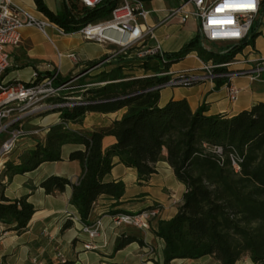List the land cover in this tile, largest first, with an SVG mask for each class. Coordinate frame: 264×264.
<instances>
[{
  "label": "trees",
  "instance_id": "1",
  "mask_svg": "<svg viewBox=\"0 0 264 264\" xmlns=\"http://www.w3.org/2000/svg\"><path fill=\"white\" fill-rule=\"evenodd\" d=\"M118 1L102 0L87 7L77 0H65L62 9L53 12L43 0H33L37 11L65 33L108 16ZM251 36L249 33V38L239 44L222 45L214 50L204 47L198 32L177 53L165 54V63L157 55H146L140 58L139 66L155 72L167 70L172 62L192 50L202 60L224 62L251 42ZM106 58L108 55L89 61L86 68ZM71 77H58L55 84ZM166 78L167 75L156 73L150 76L123 73L122 65L76 78V84H70L76 87L61 95L80 96L86 103L48 111L58 112L61 122L49 126L43 141L23 149L0 167V223L16 234L26 228L35 209L26 196L6 197V184L15 174L32 171L42 162L61 160L62 146L73 144L77 148L67 158L81 165L77 180L71 182L66 177L50 175L39 186L50 194L62 192L69 185V202L81 222L87 223L99 197H108L117 204L124 192L122 181L104 179L113 166V157L134 169L139 181L147 180L155 172V163L164 159L185 189L176 213L168 220H159L153 230L164 242L162 264H171L174 258L206 255L218 264H237L244 257L251 264H264V101L231 116L207 114L204 104L192 110L185 98H170L160 105L159 90L149 88ZM123 107L124 114L106 127L72 130L65 126L68 122L80 123L89 112L106 113ZM106 136L115 141L103 148ZM231 154L240 158L238 171L231 166ZM118 212L123 210L108 211ZM70 225L71 221L65 220L61 229ZM131 242L142 245L143 241L133 234L121 233L113 250ZM47 264H72V261Z\"/></svg>",
  "mask_w": 264,
  "mask_h": 264
},
{
  "label": "crops",
  "instance_id": "2",
  "mask_svg": "<svg viewBox=\"0 0 264 264\" xmlns=\"http://www.w3.org/2000/svg\"><path fill=\"white\" fill-rule=\"evenodd\" d=\"M17 5L26 9L33 16H44L37 11L33 0H13ZM53 12H59L65 0H43ZM145 8L150 12L143 25L153 27V35L147 37L140 48H146L156 43L165 54L177 53L188 41L199 32L196 21L188 20L179 23L177 17L167 18L168 10L177 5L179 0H142ZM20 41L16 46L7 47L10 55L8 67L1 74L0 80L4 83L12 81H29L33 76L46 75L57 71V78L68 75L79 77L88 69L89 61L99 60L108 55L109 62L87 71L88 75L109 71L117 65H122V72L136 76H150L156 73L152 69H143L139 66L140 59L134 52L120 56L114 49L115 45L83 39L76 31L60 33L54 25H49L45 33L34 26L21 29ZM252 41L245 44L235 58L240 59L239 67H250L255 61L264 57V0H261L259 13L253 22ZM206 49H210L207 42ZM218 46L227 45V42H218ZM216 50V48H212ZM58 53L61 55L59 56ZM73 53L75 58L68 57ZM200 59L196 51L192 50L180 59L172 62L168 70L172 72L195 69L200 66ZM152 63V60L151 62ZM235 67V66H234ZM230 83L239 88L234 100L227 94V84L206 81L189 87H167L159 90V104L168 99L185 98L189 107L195 110L201 104L206 106L207 114L222 113L234 115L243 109L249 108L258 101H264V71L258 79H250L247 75L234 77ZM126 108L112 112H89L80 123L68 122L67 127L72 130L92 129L109 126L113 119L120 118ZM60 120L58 112L47 113L26 123V127L37 126L41 133L22 139L18 149L32 147L37 141H43L49 126ZM112 136H106L102 141L105 148L113 143ZM77 148L73 144H65L61 148L62 159L46 161L39 164L34 170L15 174L6 184L4 194L10 199L26 196V200L35 209L26 228L16 234L7 230V226L0 223V264H47L61 262L57 254L72 264H162V249L164 242L154 234L159 220L170 219L181 203L184 185L176 179L169 164L161 159L155 163V172L145 181H139L134 169L126 167L113 157V166L104 176L105 180H120L124 184V192L117 204L115 200L101 196L94 203L87 219L92 223L100 218L102 227L98 237L94 239L81 230L76 209L70 204L71 187L67 185L62 192L46 194L39 186L41 180L50 175H58L75 182L81 173V165L76 160H69L68 153ZM18 154V153H17ZM17 154H8L3 162L14 159ZM1 164V162H0ZM153 203L159 204L158 215L150 221L148 230H138L130 226L116 227L111 223L108 211L122 209L123 212H136ZM71 225L62 230L65 220ZM133 234L142 239V245L131 242L123 248L114 251V242L118 235ZM90 241L95 247L85 249L83 244ZM147 247L153 249L152 254ZM251 264L248 257H244L237 264ZM171 264H218L211 256L206 255L195 259L174 258Z\"/></svg>",
  "mask_w": 264,
  "mask_h": 264
},
{
  "label": "built area",
  "instance_id": "3",
  "mask_svg": "<svg viewBox=\"0 0 264 264\" xmlns=\"http://www.w3.org/2000/svg\"><path fill=\"white\" fill-rule=\"evenodd\" d=\"M77 1L84 6L94 7L102 0ZM260 3L261 0H251L250 4L249 0H179L177 5L168 10L167 18L177 17L181 24L188 20L196 21L203 44L205 42L239 44L249 38L253 22L259 13ZM149 12L142 0H119L110 10L108 16L87 22L76 32L83 39L115 45L118 49L117 53L126 54L133 51L139 59L146 55H157L161 63H165V55L158 43L140 48L143 41L153 35L152 26L140 23V20H144ZM49 25H54L60 33L64 32L47 17L37 18L13 0H0V76L10 61L7 47L16 46L19 43L21 29L34 26L45 33V29ZM235 54L224 62H216L212 59L201 60L200 66L195 69L176 72L168 69L158 71L157 75H167V78L149 89L189 87L206 81L223 79L227 84L228 98L234 100L239 91L238 87L230 83L234 77L247 75L254 80L258 79L264 71V57L245 68L236 66L241 63V60L235 58ZM58 55L61 54L58 53ZM66 55L75 58L73 53ZM107 60L109 57L88 68L84 73ZM76 78L78 77L73 76L68 81L55 84L57 71H51L43 76H33L29 81L7 84L0 80V136L2 135L0 139V167L4 163V158L16 148L22 139L41 133L37 126L31 128L25 126L32 116L55 108L86 103L80 96L61 95L64 88L76 87L69 85ZM89 85L93 84H86V86ZM59 122L61 121L59 120ZM239 161V156L230 155V163L234 171L239 170ZM158 213L159 204L153 203L136 212L109 214V218L116 227L130 226L138 230H148L150 221ZM101 227V219L97 218L92 223H83L81 230L88 238L94 239L99 236ZM83 246L85 249L95 247L90 241L84 243ZM147 252L152 254L153 249L147 247ZM57 258L64 261L63 256L59 253Z\"/></svg>",
  "mask_w": 264,
  "mask_h": 264
},
{
  "label": "rangeland",
  "instance_id": "4",
  "mask_svg": "<svg viewBox=\"0 0 264 264\" xmlns=\"http://www.w3.org/2000/svg\"><path fill=\"white\" fill-rule=\"evenodd\" d=\"M207 44H208L210 47H212V48H216V49H218V45H217L216 43H208V42H207ZM114 49L117 50V47L115 46ZM116 54H118V53H116ZM108 62H109V60L105 61V63H108ZM76 81H77V79L71 81V82L69 83V85H70V84H76ZM63 90H64V91H67L68 89H67V88H64ZM62 92H63V91H62ZM63 94H64V93H63ZM64 95H65V94H64ZM45 114H47V112L41 113L40 115L32 116L31 119L37 118V117H39V116H43V115H45ZM1 138H2V135L0 136V139H1ZM20 143H21V142L18 143V145L16 146V148H15L11 153H13V154H17V153H20V152L23 151V149H21V148L18 149ZM241 264H245V263L241 262Z\"/></svg>",
  "mask_w": 264,
  "mask_h": 264
},
{
  "label": "snow or ice",
  "instance_id": "5",
  "mask_svg": "<svg viewBox=\"0 0 264 264\" xmlns=\"http://www.w3.org/2000/svg\"><path fill=\"white\" fill-rule=\"evenodd\" d=\"M251 3V0H249V4ZM219 10V9H218Z\"/></svg>",
  "mask_w": 264,
  "mask_h": 264
}]
</instances>
